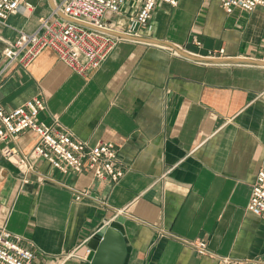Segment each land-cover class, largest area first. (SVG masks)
<instances>
[{
    "label": "crops",
    "instance_id": "crops-1",
    "mask_svg": "<svg viewBox=\"0 0 264 264\" xmlns=\"http://www.w3.org/2000/svg\"><path fill=\"white\" fill-rule=\"evenodd\" d=\"M30 1L33 12L0 21V52L19 29L36 30L64 2ZM142 2L127 0L104 19L128 31ZM151 25L138 35L161 42L124 37L89 76L45 48L0 79L6 111L43 96L44 120L57 116L90 143H116L127 168L115 183L39 161L40 172L90 191L92 197L76 200L70 187L38 182L35 174L24 183L0 161V227L26 237L22 243L37 250L32 264H88L64 254L77 248L84 255L99 224L114 218L125 228L123 264H225L221 257L264 264V220L248 208L264 167V65L202 59L215 52L264 60V7L228 13L221 0L161 1ZM38 139L26 130L19 143L29 151ZM196 240L207 241L212 254L198 253Z\"/></svg>",
    "mask_w": 264,
    "mask_h": 264
},
{
    "label": "built area",
    "instance_id": "built-area-1",
    "mask_svg": "<svg viewBox=\"0 0 264 264\" xmlns=\"http://www.w3.org/2000/svg\"><path fill=\"white\" fill-rule=\"evenodd\" d=\"M161 1L176 6L180 0H143L138 12L131 19L130 28L125 32L138 35L140 28L151 29L154 10ZM126 2L127 0H64L55 7L51 15L40 18L36 30L29 32L19 29L18 35L7 42L0 52V79L16 64L28 67L45 48H52L59 59L75 72L89 76L102 66L124 38L103 28L114 29L104 18L108 13H120ZM221 2L228 13L236 9L252 11L257 6L264 7V0ZM35 8L30 0H0V21L5 22L11 14L17 12L30 14ZM59 11L67 18L60 17ZM194 41L202 45L198 38L195 37ZM218 51L223 54L225 49L220 48ZM173 52L178 53L176 50ZM210 57L220 58L221 55L214 52ZM46 109L47 100L43 96H35L9 111L0 104V161L12 164L24 183H29L35 174L38 182L56 181L70 187L76 200L92 197L87 189L75 188L40 172L37 164L41 160L49 162L62 173L92 170L95 177L115 183L123 178L127 168L116 143L105 140L90 143L82 140L63 125L57 116L50 123L44 120L41 113ZM26 130H33L39 135L37 143L29 151H25L19 143L21 134ZM1 170L2 167L0 174ZM248 208L264 220V167L260 169L252 186ZM25 238L23 234L14 233L5 226L0 227V264H32L37 257V250L25 246L22 243ZM191 244L202 255L212 254L205 240H196ZM76 249L64 256L85 259L90 251L87 248L86 253L80 255ZM221 260L225 264L259 263L258 259L221 257Z\"/></svg>",
    "mask_w": 264,
    "mask_h": 264
},
{
    "label": "water",
    "instance_id": "water-1",
    "mask_svg": "<svg viewBox=\"0 0 264 264\" xmlns=\"http://www.w3.org/2000/svg\"><path fill=\"white\" fill-rule=\"evenodd\" d=\"M103 30L120 37L143 39L151 42H161L160 40L157 39L130 34L128 32L120 31L116 29L103 28ZM183 53L187 55V53L185 52ZM202 59H210L217 62H228L233 60L236 62H245V63L247 62V63L264 65L263 59H253V58H228V59L202 58ZM124 236H125V228L120 220L114 218L109 222L100 223L98 228L91 234V236L86 241V245L90 249L89 253L85 258L87 263L88 264H123L125 260V256L127 254V246Z\"/></svg>",
    "mask_w": 264,
    "mask_h": 264
}]
</instances>
